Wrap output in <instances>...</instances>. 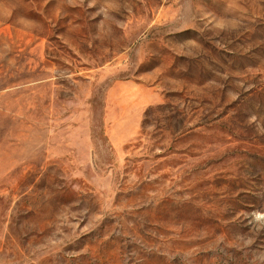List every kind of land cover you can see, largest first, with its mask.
<instances>
[{
	"label": "rangeland",
	"instance_id": "rangeland-1",
	"mask_svg": "<svg viewBox=\"0 0 264 264\" xmlns=\"http://www.w3.org/2000/svg\"><path fill=\"white\" fill-rule=\"evenodd\" d=\"M0 264H264V0H0Z\"/></svg>",
	"mask_w": 264,
	"mask_h": 264
}]
</instances>
